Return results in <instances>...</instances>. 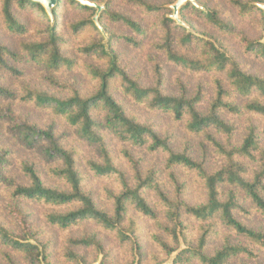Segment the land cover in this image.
<instances>
[{
  "label": "trees",
  "instance_id": "obj_1",
  "mask_svg": "<svg viewBox=\"0 0 264 264\" xmlns=\"http://www.w3.org/2000/svg\"><path fill=\"white\" fill-rule=\"evenodd\" d=\"M128 1L146 16H158L153 47L162 57L150 56L153 79L148 83L141 74L134 75L121 66L114 50L116 39L134 46L140 42L109 31L103 20L109 15L139 34L147 31L137 19L114 11L110 2L106 1L98 17L105 36L93 19L97 9L77 0H59L52 19L38 2L0 0V21L7 32L27 36L28 26L17 16V7L35 9L46 23L43 38L22 40L19 50L0 41V121L7 124L8 134L20 146L43 158L41 162H20L19 170L26 178L22 182L9 174L10 151L0 145V185L11 199L5 206L9 221L0 219V244L24 253L31 264L48 261L51 242L38 238L22 206L31 202L46 207L44 216L51 225L68 230L83 221L94 222L114 234L122 246L132 244L137 253L143 248L140 235L150 221L156 227L151 235L153 243L162 253L175 254L172 264H232L240 258L255 259L259 252L264 254V228L250 224L246 216L256 213L264 219V75L250 72L225 37L195 30L184 11L191 7L225 34H237L243 51L262 59L264 36L252 39L236 33L230 20L197 0L198 5L189 1L180 8L185 25L171 17L173 10L163 12L162 5ZM230 2L243 17L259 10L264 18L262 3ZM92 29L100 39H90L79 52L99 54L110 61L106 67L84 65L96 82L93 90L86 91L77 81H61L58 76L80 67L77 57L65 51L64 45L68 47L70 41ZM17 63L44 70L49 86L55 89L26 83L19 94L1 81L24 74ZM172 68L182 73L175 79L178 91L168 89ZM194 75L201 76L195 86L189 83ZM117 93L170 115L189 135L186 144L174 147L170 135L158 131L154 122L139 113H132ZM15 101L49 111L57 120L44 126L21 119L15 113ZM240 119H246L244 128ZM57 122L68 125L93 147L97 159L81 162L78 147L63 141ZM199 138L203 141L199 143L200 154H196L192 142ZM114 141L161 155L162 162L136 157L129 146L122 147L124 159H117ZM92 177L113 181L116 186H105L97 199L95 189L88 185ZM193 184L203 194L197 202L187 198ZM216 239L220 244L213 247ZM77 248L95 249L106 258L111 255L97 234L68 239L65 257L74 264H87ZM5 255L9 264H15L9 253ZM143 262L140 256L138 264Z\"/></svg>",
  "mask_w": 264,
  "mask_h": 264
},
{
  "label": "rangeland",
  "instance_id": "obj_2",
  "mask_svg": "<svg viewBox=\"0 0 264 264\" xmlns=\"http://www.w3.org/2000/svg\"><path fill=\"white\" fill-rule=\"evenodd\" d=\"M106 1L111 3V8L114 11L122 12L131 16L132 18L137 19L146 29V33L139 34L132 30L127 25L111 20L109 15L104 17V23L108 26L109 31L117 35H128L134 37L137 41L140 42L139 46H134L133 44L127 43L124 39H116L114 42V50L118 56L119 64L124 67H128L129 71L134 75L141 74L143 82L148 83L153 79L152 71H151V63L150 56L158 57L159 59L162 57L161 54H158L153 47L155 39L158 35V31H156V22L158 16H146L145 13L138 8L133 2L128 0H92V2H96L99 5H103L106 7ZM154 4L164 6L163 12L166 10L171 13L172 5L177 0H148ZM201 5H206L209 8L215 9L218 11L219 15L226 19L230 20L236 27V33L242 32L245 33L252 39H261L264 36V18L263 13L261 11H255L254 14H250L249 16L243 17L239 14L238 10L231 5L230 0H197ZM243 1H254L259 2L264 5V0H243ZM196 2V0H195ZM186 4V3H185ZM194 4V3H193ZM197 4V2H196ZM198 5V4H197ZM264 10V9H263ZM186 19L189 21L191 26H194L195 30H198L200 33L208 32L210 34L225 37L228 45L231 49L238 55L240 61L243 65L252 73H258L264 75V59L260 57H256V55L246 54L243 50V46L239 42V38L237 34H225L218 27L212 25L203 14L199 11L188 7L184 11ZM16 14L28 26V33L26 37H21L16 34H11L7 32L3 27L0 21V41L4 44H7L13 49L19 50L20 42L22 40H37L43 38L42 30L45 26V20L43 16H40V13L35 9H21L20 7L16 8ZM75 14L73 15V17ZM67 22V20H64ZM101 30V29H100ZM84 36L74 38L70 41L68 47L64 45L65 51L70 53L71 55L77 57L80 63V67L75 70H68L58 76V79L61 81H77L80 83L82 87L86 90H93L96 86V82L89 78L85 69H83L84 65L92 64L100 67L109 66V59L107 57L101 58L99 54H93L90 56L82 55L79 52V48L85 43L89 42L90 39H100V35L92 29L90 31L85 32ZM16 66L23 69L24 74L18 76H9L8 78H3L1 81L4 83L11 85L15 88L19 94L22 93L21 87L22 85L29 83L34 87L40 88H49L55 89L49 86L47 79H45L44 70L39 69L36 65H29L27 63L21 64L17 63ZM182 73L176 69L172 68L170 71V82H169V91H178V85L175 81L176 77L181 75ZM201 76H190L189 83L193 86L196 85L198 78ZM206 80H209L208 75L205 77ZM72 83V82H70ZM122 100L126 101L129 104V109L132 113H139L141 118L148 119L149 122H154L158 131L163 133L164 135H170L171 140L173 141L174 147L181 148L183 147L189 135L185 133L184 127L181 124L176 123L168 114H165L160 111H152L145 105H140L134 103L128 98H125L121 93H117ZM14 103L15 113L21 119H28L31 122H37L41 125L47 126L51 122L57 120L54 115L45 110L38 109L34 105ZM5 106L8 103L4 104ZM242 128L246 124V119H240L239 121ZM59 125L58 133L63 136V141L70 147L75 146L78 147L79 156L81 162H86L88 159H97V155L93 149V147L89 146L87 143L82 141L78 136L74 134L71 128L68 125H65L62 122H57ZM202 138L192 142L194 147V152L196 154H200L199 151V143L202 142ZM114 144L117 146L119 154L117 155V159H124L122 154V147H130L132 148L134 155L136 157H142L147 159V161L154 160L157 163H161L163 157L158 154L149 153L146 149L139 148L137 146H132L129 144H122L114 141ZM0 145L3 148L8 149L10 151V159L12 161L11 167L9 169V174L13 177H16L18 180L22 182H26V178L21 173L20 162L24 160L32 161L36 160L41 162V158L35 151L27 150L19 145V143L13 138V136L9 135L7 132V124L0 121ZM42 167V166H41ZM44 171V170H42ZM47 181L52 183L50 177H46ZM113 182V181H112ZM111 181L99 179L97 177H92L90 179V187L95 189V197L100 199L102 197L103 189L105 186L114 188L116 183H112ZM187 198L191 202L200 201L203 198L202 191L197 184H193L192 190L187 195ZM6 190H4V186L0 185V219L3 221H9L5 213V206L8 202H10ZM23 209L27 213H29V219L32 221L34 230L38 232V238L41 241H50L51 246L49 247V258L48 261L44 264H74L70 262L65 257L66 248L68 246V239L70 237H80L83 235H95L101 237L105 240L107 245V253L111 254L109 257H104L102 253H98L95 249H86V248H77L79 252L85 255L87 264H138V259L140 256L144 258L143 264H157V262L163 261L160 264H172L173 258L175 254L168 256L165 253H162L156 247L155 243L152 240V234L155 232L156 227L150 221L145 226L144 232L140 235V243L142 245V249L137 253V251H132L133 245L128 244L126 246H122L120 241L116 239L115 235L109 232L102 230L96 223L90 221H83L74 226H72L68 230H62L54 225L48 223L45 219V208L44 206L36 203L26 202L22 204ZM248 222L256 227L264 228V219L259 215L254 213L252 216H246ZM237 239V238H235ZM220 244V240L216 239L213 242V247ZM111 249V250H110ZM9 253L11 258L15 264H31L29 259L26 258L24 253L18 252L13 248H8L2 244H0V264H9L5 253ZM264 264V254H258V257L255 259H245L240 258L234 260L232 264ZM86 264V263H83Z\"/></svg>",
  "mask_w": 264,
  "mask_h": 264
},
{
  "label": "water",
  "instance_id": "obj_3",
  "mask_svg": "<svg viewBox=\"0 0 264 264\" xmlns=\"http://www.w3.org/2000/svg\"><path fill=\"white\" fill-rule=\"evenodd\" d=\"M34 2H38L40 3L46 10L47 14L50 16V18L52 19L53 17V9L57 6L59 0H32ZM79 1L81 4L83 5H87V6H90V7H94L97 9V12H96V15L94 16V21L96 22L97 26L101 29V31L104 33V35L106 36V33L104 32L103 28L99 25V22H98V17H99V14L101 13V11L104 9V6L103 5H99L98 3L96 2H91L89 0H77ZM192 2L196 5V2L195 0H177L173 5H172V9H173V13L171 15V17L173 19H175L179 24L181 25H185L184 22L180 19V16H179V11H180V8L187 2ZM260 7L262 9H264V5H260ZM107 39V38H106Z\"/></svg>",
  "mask_w": 264,
  "mask_h": 264
}]
</instances>
